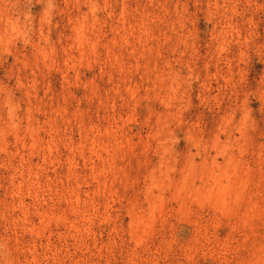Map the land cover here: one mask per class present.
Here are the masks:
<instances>
[{"label":"rangeland","instance_id":"1","mask_svg":"<svg viewBox=\"0 0 264 264\" xmlns=\"http://www.w3.org/2000/svg\"><path fill=\"white\" fill-rule=\"evenodd\" d=\"M0 264H264V0H0Z\"/></svg>","mask_w":264,"mask_h":264}]
</instances>
